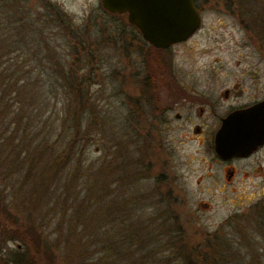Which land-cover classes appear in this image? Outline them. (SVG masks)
<instances>
[{
  "label": "rangeland",
  "instance_id": "rangeland-1",
  "mask_svg": "<svg viewBox=\"0 0 264 264\" xmlns=\"http://www.w3.org/2000/svg\"><path fill=\"white\" fill-rule=\"evenodd\" d=\"M26 1L28 5L36 6V11L40 14L44 13L41 7L42 0ZM46 1L61 8L71 17L76 26L89 23L90 40L95 42L101 37L95 36V31L100 33L102 24L110 27L108 30L110 31L111 29L119 30L125 22L122 15H108L102 9L99 0ZM213 4V0L199 4L202 7L198 11L201 18L200 26L192 38L173 47L174 56L171 63L172 72L186 76L195 75L194 78L199 80L197 82L200 85L198 89L201 95L216 101L214 110L223 114L229 106L251 100L252 95L258 94L259 97L264 95L259 93V89L255 92L252 90L255 81L262 84L264 80V58L258 52L254 40L246 35L238 17L226 10L222 3ZM89 16L91 20L87 21ZM3 17L0 11V30L4 26ZM93 24L95 26H92ZM38 25L41 26V23L38 22ZM124 29L129 31V27ZM93 35L94 37H91ZM42 37L54 46L57 55L65 56L66 60L70 59L68 42L52 22L44 24ZM4 46L5 42L3 38H0V49ZM112 46L113 44L105 46L102 50H96L95 53L99 60L95 64L97 82L91 84L89 89L94 107L91 115L85 116L86 122L89 121L87 126L90 130L88 131L84 122L82 127L83 130L87 128L90 134L89 141L80 154L71 157L68 168L63 171L64 177L59 182L62 185L57 187L58 185L50 182L44 193H41L39 189L35 192L29 191L39 174L38 168L50 162L49 157H38L33 149L34 145L43 138L47 140V144H52L59 138L63 137L66 140L69 136L65 94L60 88H57L54 94L46 82L50 77L47 64L50 65L51 61L47 63L46 59L40 58V55L33 57L21 50L0 56L1 72L4 71L7 75L10 70L9 64L21 65V72L28 73L29 80L26 79V81L40 79L43 82V90L47 92L43 101L41 97L38 98V103L42 101L43 109L36 110L37 113L34 110L29 114L32 121L27 122V119H22L16 128L17 136L12 142L16 145L21 140L22 145L20 144L18 148L28 147L27 150L31 154L29 153L28 157H22L24 155L22 151L16 157L17 151H10L12 146L8 144L9 141L7 140L8 143H4L5 140L0 141L6 150L0 156V179L6 176V182L14 185L5 189L6 201L15 197L19 202L21 197L31 196L32 201L27 202L31 207L30 217H28L36 226H41L44 234H47L50 239L60 235L65 237L67 230L73 224L74 209L73 204L72 208L69 207L72 202L70 197L75 191L81 190L86 174L88 175L86 180L91 178L99 181L102 176L98 173L99 167L103 170H114L117 178L121 176V173L126 174L132 171L136 181L129 187L126 183L122 184L121 178L118 183H111L112 178L104 176V183L107 186L104 191L107 192L109 189V192L103 195L105 203L116 202V207L121 208L124 199L127 198L128 202L131 199V203L126 204V211H123L127 214L126 221L135 224L146 222L148 218L155 215H162L164 218V210L168 207L176 215V221L181 224L186 239L196 242L200 241L206 233L214 234L217 239L226 243V249L222 248L220 252L228 255L230 263L259 264L258 260L261 258L260 264H264V148L257 157L232 162L236 173L233 179L227 182L223 172L226 166L217 163L210 154L208 155L203 145L197 144L195 140H189V130L175 128L162 131L158 129L157 137L151 139L147 125L149 114L144 110L147 105L145 95L143 89L140 91L139 82H135L136 78L133 76L135 68H140L142 63L131 54L122 56L118 48ZM146 50L148 52L149 48L146 47ZM149 53L153 60L157 53L150 51ZM150 65L154 73L159 72L156 71L159 68L158 65L154 62ZM234 79H238L240 86L246 90L237 97L234 93H230L227 99L222 98L223 89L231 87L235 83ZM6 97L8 99V96H5L0 101V109L3 103L7 102ZM4 121L2 126L0 125V135L6 138L15 128L11 126L10 131L1 134L5 126ZM162 153L167 154V157H154V154ZM18 165L23 167L20 170L21 173L16 168ZM29 167L32 170L28 172ZM86 168L88 169L85 172ZM123 169L127 172L122 171ZM16 174L20 175L18 182H15ZM102 174L105 175V172ZM10 175L12 177L9 178ZM115 177L113 179H116ZM67 178L70 179L69 182L71 180L77 182L76 185L75 182L72 183L74 187L69 188L68 194L61 188ZM22 182L23 186L20 188L19 185ZM1 185L0 181V189ZM124 187L127 188L126 194L122 191ZM85 195V189L81 190L77 196L78 201L84 199ZM94 199L92 195L87 194L83 203L85 208L84 206L83 208L87 210L89 206L92 207L95 203ZM19 205L21 202L10 212L17 214L21 210ZM138 206L141 208L138 209ZM23 220L28 221V218ZM102 225L103 223L98 229L99 232L104 230L101 228ZM79 228V226L76 227V230L80 231ZM99 235L103 236V233L98 234V239ZM81 241L79 246L83 251L85 247ZM61 243L62 246L65 245ZM96 246L91 245L88 250H93ZM99 246H102V243ZM19 248V242L16 240L3 242L0 239V255H2L0 258L11 256ZM74 250H76L75 246ZM104 252L103 249L90 255L102 256ZM256 253L258 260H256ZM72 257L73 254L69 257L70 260ZM0 264H3L2 259Z\"/></svg>",
  "mask_w": 264,
  "mask_h": 264
},
{
  "label": "trees",
  "instance_id": "trees-1",
  "mask_svg": "<svg viewBox=\"0 0 264 264\" xmlns=\"http://www.w3.org/2000/svg\"><path fill=\"white\" fill-rule=\"evenodd\" d=\"M205 1L209 0H193L197 11L202 8L199 4ZM213 2V5L222 3L226 10L238 17L240 25L246 31V35L254 40L258 52L264 58V0H213ZM41 7L44 9V13L40 14L36 11V6L28 5L26 0H0V11L4 15V26L0 30V38H3L5 42L3 49H0V56L8 52H20L21 50L33 57L40 55V58L46 59L47 63L51 61L50 65L47 64L51 78L49 77L46 82L54 94L57 88H60L65 94L69 118H67L69 136L66 140L63 137L59 138L52 144H47V140L43 138L38 144L34 145L33 149L34 153L37 152L38 157H49L50 159L48 164L44 163L41 168H38L39 174L33 181L34 185L32 184L31 190H29L35 192L39 189L41 193H44L50 182L58 185L57 187L62 185L59 182L64 177L63 171L68 168L71 157L80 154L82 148L89 141L90 134L88 131L90 129L87 126L89 121L86 122L85 116H90L94 107L89 89L91 84L97 82L95 64L99 60L96 58L95 53L102 50L103 47L113 44L112 47H117L122 56L130 55L133 48L136 47L140 52L139 61L142 63V72L150 69V63H157L159 56L156 54L151 60L149 51H157L153 49L154 47H148L149 51L142 54L144 41L136 29L126 21L119 30L111 29L108 31L110 27L102 24L101 34L95 31V36H101L100 40L96 39L95 42L90 40L91 26H89V23L76 26L70 16L49 1L42 0ZM107 14L118 16V14ZM90 17L87 21L91 20ZM122 17L124 19L123 15ZM38 22L41 23V26L38 25ZM46 22H52L68 42L69 60H66L65 56L57 55L54 46L42 37V28ZM124 27H129V31H125ZM91 37H94V35ZM91 41L95 44H92ZM8 67L10 70L7 75L4 74V71H0V101L8 96V99L6 97L7 102L3 103L4 105L0 109L1 126L2 121L5 120L4 130L1 134L10 131L11 126L15 129H12L13 131H10L8 137L5 136L6 138L0 135V141L5 140L4 143L9 141L8 144L12 146L10 151H17L15 153L16 157L22 151L24 153L22 157H28L30 153L27 150L28 147L18 148L20 144L22 145L21 140H16L18 141L16 145L12 144L17 136L15 134L16 128L20 125L22 119H27V122L32 121L29 114L33 113L34 110L43 109L42 101L46 98L47 92L43 90V82L40 79L26 81V79L29 80L28 73L27 71L21 72V65L9 64ZM40 88L42 90L39 95ZM39 97L42 100L40 103H38ZM28 111L29 113H27ZM83 122L86 123L85 127H88V131L87 128L86 130L82 129ZM5 152V147L3 148L0 144V156ZM16 168L18 172L23 169L19 165ZM87 169H85V172ZM31 170L32 168H27L28 172ZM103 172H105V175L102 174ZM98 173L102 175L99 181H94L91 178L86 180V177H88L86 174L80 187L81 190L85 189V196L90 194L95 198L94 205L85 210L83 204L85 196L84 199L78 201L77 196L81 190L75 191L70 197V202H72L69 206L72 208L73 204L74 209L72 227L67 230L65 237L60 235L55 239H50L47 234H44L42 227L36 226L33 220L29 218L31 207L28 206L29 203L27 202L32 201L31 196L21 197L19 202L15 197H12L8 202L6 201L5 189L8 186L14 187V185L11 182L7 183V177L3 178L2 176L0 179L2 182L0 189V239L3 242L16 240L20 245V248L13 252L11 256L0 258L3 264H232L228 255L220 252L222 248L226 249V243L219 238L217 239L214 234L206 233L200 241L196 242L186 239L183 228L181 224L177 223L176 215L170 210L171 208L167 207L164 210V218L162 215H155V217L148 218L146 222L134 224L131 221H126L127 214H124L123 211H126V204H130L131 199L129 202L126 200L127 198L124 199L121 208H117V203H114L112 199L111 202L114 204L105 203L103 195H106L109 189L107 192L104 191L107 189L104 176L113 179L116 175L114 170H103L101 167H99ZM16 175H14L16 177L15 182H18L20 175ZM115 178L111 179V183H118L121 178L122 184L126 183L128 187L136 181L135 174L132 171L126 174L121 173L120 177L117 178L116 176ZM69 180L67 178L63 187H61L63 192L66 191L67 194L69 188L74 187L72 183L75 182V185L77 183L74 180L69 182ZM19 186L21 188L23 182ZM122 191L126 194L127 188L124 187ZM20 202L19 209L21 210L17 214L10 212ZM139 207L137 208L139 209ZM93 209L94 212H92ZM120 213L121 215H119ZM129 214L131 215V213ZM119 217L121 218L119 219ZM25 218H28V221H24ZM102 223L101 228H104V230L100 232L103 233V236L99 235L98 239V234H100L98 229ZM78 226L81 229L80 231L76 230ZM103 239L104 241H101ZM79 241L84 244L83 251H81ZM61 242L65 245L62 246ZM100 243H102V246H99ZM91 245L97 246L93 247V250H88ZM74 246L76 250H74ZM103 249L105 252L102 256L94 257V255H90ZM105 249H108V251ZM72 254L73 257L70 260L69 257ZM257 256L256 253V260H258ZM260 259L258 260L259 264Z\"/></svg>",
  "mask_w": 264,
  "mask_h": 264
},
{
  "label": "flooded vegetation",
  "instance_id": "flooded-vegetation-1",
  "mask_svg": "<svg viewBox=\"0 0 264 264\" xmlns=\"http://www.w3.org/2000/svg\"><path fill=\"white\" fill-rule=\"evenodd\" d=\"M196 31L185 40L171 44L166 48H153L157 50L155 52L159 56L156 61L157 63H155L159 67L156 71L159 72L154 73L150 69L142 72V66L137 69L135 68L133 76L136 79L134 81L139 82L140 91L143 89L145 95L147 105H145L144 110L149 114V122L147 125L149 126L148 135H150L151 139L155 138L156 130L158 132V129L162 131L175 128L189 130V140H195L197 144L203 145L208 155L210 154L217 163L226 166L223 172L226 181L230 182L236 173L235 168L232 167V162L246 161L251 157H257L258 153L264 148V142L245 156H231L230 158L221 159L215 154L213 149L214 134L220 126L221 119L225 115L235 110L248 108L264 100V95L260 97L257 96L258 94L252 95L250 96L252 97L251 100H248L246 103L229 106L226 112L219 114L214 110L217 102L201 95L198 89L200 85L197 82L199 80L194 78L196 77L195 75L186 76L172 72L171 61L174 56L173 47L192 38ZM143 44V51L141 52L142 54H146V47L153 46H150L145 41ZM131 54L135 59H140V52H138L136 47L133 48ZM234 81L235 83L231 87L223 89L222 98L227 99L230 93H234V96L237 97L246 90L243 86H240L238 79H234ZM256 83L255 81L252 90L255 92L256 89H259V93H264V80L262 84ZM158 147L160 146L158 145ZM154 157H167V154H154Z\"/></svg>",
  "mask_w": 264,
  "mask_h": 264
},
{
  "label": "water",
  "instance_id": "water-1",
  "mask_svg": "<svg viewBox=\"0 0 264 264\" xmlns=\"http://www.w3.org/2000/svg\"><path fill=\"white\" fill-rule=\"evenodd\" d=\"M110 14L123 15L154 48L181 42L200 26L193 0H99ZM264 142V100L221 119L213 139L219 158L245 156Z\"/></svg>",
  "mask_w": 264,
  "mask_h": 264
}]
</instances>
